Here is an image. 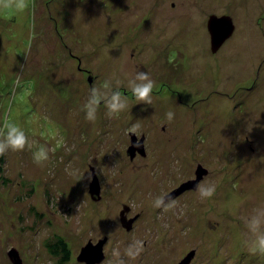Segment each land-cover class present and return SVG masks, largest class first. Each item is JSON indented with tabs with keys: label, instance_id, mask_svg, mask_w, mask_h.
<instances>
[{
	"label": "rangeland",
	"instance_id": "1",
	"mask_svg": "<svg viewBox=\"0 0 264 264\" xmlns=\"http://www.w3.org/2000/svg\"><path fill=\"white\" fill-rule=\"evenodd\" d=\"M112 1L0 8V264H11L12 247L22 264H62L61 242L72 261L80 245L104 236L101 264H173L193 249L196 264H264V0ZM211 14L234 24L215 55L204 50ZM158 54L170 68L182 54L180 63L199 72L171 83L167 94L182 95L173 103L152 80L151 96L163 99L148 106L128 87L148 82L138 73L149 75ZM117 90L128 108L109 117L105 101ZM97 95L93 122L85 117ZM166 111L171 134L162 135L155 118ZM133 125L137 136L163 144L149 161L129 162ZM12 127L26 137L22 151L7 144ZM41 149L48 159L38 165ZM195 160H208L210 170L195 194L200 205L154 207ZM91 167L102 182L100 203L86 194ZM122 204L140 213L132 232L120 224Z\"/></svg>",
	"mask_w": 264,
	"mask_h": 264
},
{
	"label": "flooded vegetation",
	"instance_id": "2",
	"mask_svg": "<svg viewBox=\"0 0 264 264\" xmlns=\"http://www.w3.org/2000/svg\"><path fill=\"white\" fill-rule=\"evenodd\" d=\"M37 1V4L39 5V0H36ZM55 0H47V2H44V3H46V5H48V3L50 4V3H53ZM171 1V0H170ZM183 1L184 0H181V4L183 5L184 3H183ZM113 2V4H115V0L114 1H112ZM124 3V4H131L132 3V0H118V4L119 3ZM169 1H167V3H168ZM175 2H177L176 0L174 1H171L170 2V4H171V6L172 7H174L175 6ZM178 3V2H177ZM49 18L51 19V18H53L51 15H49ZM123 24L125 25V26H127L128 24H129V22L128 21H123ZM123 24L122 23H120L119 25H118V27L119 26H123ZM159 34L161 35L162 33H160L159 32ZM173 37H174V35H173ZM231 37V36H230ZM229 37V38H230ZM207 39H208V42H207V44H206V47L207 48H205L204 47V50H207L208 49V51L212 54V55H215L217 52H218V50L220 49V47L222 46H220L219 47V49L216 51V52H211V50H210V38H209V34H208V32H207ZM227 40V39H226ZM225 40V41H226ZM224 41V42H225ZM169 43V42H168ZM167 43V44H168ZM143 50H141L140 52H142ZM182 53H183V51H182ZM180 54V52H178V55ZM159 56L158 57H156L155 59H154V62H153V64H150V66H151V68H149L150 69V73H149V75H148V79H146V81L147 80H153V81H155V82H159L160 83V89H161V92L162 93H166L164 96V99L165 100H172V103L175 101V100H178V101H181L182 99H181V93L179 92V91H177V90H172L171 91V93L170 94H172L171 96H170V94H167V93H169V91L171 90V86H172V84L171 83H173V82H180V80H182V78H184V75H185V72H187V73H190V75L189 76H191L189 79L191 80L192 79V77L193 76H195V74H197V72H199V68L198 69H196V66L194 65V67L192 66V67H187V68H185L184 67V64H182V63H180V61H179V59L182 57V54L180 55V57H179V59H178V64L176 65V66H174V67H172V68H170L169 66H168V63H167V61H166V58L163 56V54H158ZM156 61H158V63L156 62ZM141 67V66H140ZM148 67V66H147ZM143 68V67H142ZM77 69H78V71H80V72H83V74H86V77H87V79H88V77H90L91 78V82L93 81V79H94V75L92 74V72H90V70L89 69H84V68H82V67H80V65H79V63H78V65H77ZM241 89H243V88H241ZM153 91V90H152ZM154 92V91H153ZM157 93H158V90L156 91ZM215 93H217V94H221V95H227V96H229V94L228 93H221V92H219V91H214ZM157 93H155V94H157ZM161 93V94H162ZM206 96H208V95H206ZM0 97H1V94H0ZM152 97V99H159L160 98V100H162L163 99V97L160 95V96H158L157 97V95L156 96H151ZM224 97V96H223ZM155 102V101H154ZM153 101H152V103H154ZM182 102H184L186 105H187V102H185V101H182ZM149 106V105H148ZM231 111H232V107H231ZM168 113V111H166L164 114L166 115ZM185 117V116H184ZM188 118H186V120H187ZM155 122H158V126L157 127H159V129H160V131H161V134L162 135H164V134H166V135H168V134H171V131L169 130V125H170V122L168 121V118H167V116H165V117H159V118H155ZM151 125V124H150ZM152 126V125H151ZM199 128H200V126H199ZM151 129L153 130V128L151 127ZM169 132V133H168ZM129 133H131V132H129ZM136 135V134H135ZM137 136V135H136ZM141 137H143V150H142V152L140 151H137L136 150V152H135V154H134V156H133V158L132 159H130L129 157V162L130 163H135L138 159H140V160H146V161H149L148 159H149V157L151 156V154H152V152L153 151H157V147H159V146H163V144H160V143H157L158 141H157V139H156V141L157 142H155V143H152V139H153V137H149V136H146L144 133H141L140 134V136H137V139L139 140ZM162 139H163V137H162ZM129 141H130V138H129ZM184 147H183V143L180 145V150H177L176 151V154H177V156L178 157H180V158H176L177 160H183L182 159V156H183V153H184ZM127 155V154H126ZM157 161V159H155V160H153V162H156ZM207 161L208 160H204V161H201V160H195V161H193V162H191V164L189 165V167H188V172H186V178L185 179H183L180 183H179V185L177 186V187H179L182 183H185V182H187V181H189V180H193V179H196V177L198 178V181L195 183V187H189V188H187V189H185V190H183V191H181L180 193H177L176 195H173V196H171V197H168L164 202H162V200L165 198V197H167L169 194H171V192L174 190V189H176V188H172L171 190H169V191H167V192H165V193H163L162 194V196H161V198H160V204H159V207L160 208H162V207H165V206H167L168 204H170V203H173L175 200H178V204H179V208H184L185 206L187 207L186 209H188L190 206H192L193 204H195V205H200L199 204V201L197 200V198L199 197V196H201L202 194H200V195H198L196 198H195V194H197L199 191H200V187H201V185L206 181V179L208 178V177H210V170H209V168H208V166H207ZM205 162V163H204ZM198 167H200V170L196 173V170L198 169ZM99 179V178H98ZM149 179H151V178H149ZM100 180L101 179H99V184H100V199L99 200H97V201H94V200H92L91 198H90V194H89V191L87 190V192H86V194H87V196H89V198L93 201V202H98V203H100L101 201H102V199H103V196L101 197V185H102V182L100 183ZM150 181H152V180H150ZM155 184H152V187L154 186ZM207 192H209V191H207ZM206 192V193H207ZM206 193H203V194H205V195H203V196H206V200H205V202H204V205L205 204H207V205H209V196H207L206 195ZM194 199V200H193ZM184 200H187V201H184ZM122 205H124V204H122ZM121 205V206H122ZM126 218L127 219H129V218H133L134 216H136V218L133 220V222H132V227H131V229L129 230V231H127V232H132L133 230H134V224L137 222V220L139 219V216H140V213H136V214H132L131 213V208H130V210L128 211V213L126 214ZM104 237H107V236H104ZM100 239H102V238H97L96 240H92L91 238H89L87 241H86V243H91V244H96ZM107 241V240H106ZM62 243V242H61ZM85 243V244H86ZM106 243V242H105ZM104 243V244H105ZM84 244V245H85ZM84 245H80V248H79V252H80V249L84 246ZM104 246V245H103ZM58 247V246H57ZM57 247L55 246V248H54V250L56 251V250H59V249H57ZM59 248L61 249V250H63L64 251V254H62L63 256H62V258L64 259V261L62 262V264H72V263H77V264H86L85 262H83V261H79L78 259H77V257H78V255H75L74 256V260H72V261H70V259H71V257L72 256H68V253H66V250H65V246H63V247H61V246H59ZM53 250V251H54ZM192 252H193V255H192V257L190 258V260L186 263V264H196L195 263V258L197 257V252L193 249L192 250ZM69 257V258H68ZM185 256L184 255H182V256H180L177 260H175L174 261V263L173 264H179L180 262H181V260L184 258ZM103 259H104V257H103ZM103 261V260H102ZM102 261H100V262H98V263H94V264H101L102 263ZM151 264H167V262H164V260L162 261V260H158V261H155V263H151Z\"/></svg>",
	"mask_w": 264,
	"mask_h": 264
},
{
	"label": "water",
	"instance_id": "3",
	"mask_svg": "<svg viewBox=\"0 0 264 264\" xmlns=\"http://www.w3.org/2000/svg\"><path fill=\"white\" fill-rule=\"evenodd\" d=\"M206 28L207 32L209 34L210 38V50L211 52H216L219 47L224 43L226 39H228L233 31H234V24L230 17L228 16H217L214 14H211L208 16L206 21ZM88 82L91 83V78L88 77ZM130 141L129 145L126 149L127 156L132 159L136 150L141 151L143 150V137H141L139 140L137 139V136L134 133H130ZM91 179L88 183V191L90 194V198L94 201H97L100 199V184L99 179L94 171V169L91 167ZM200 170V167L196 170V173ZM198 181V178L193 180H189L185 183H182L179 187L174 189L171 194H169L167 197H165L162 202H164L168 197H171L173 195H176L177 193H180L181 191L189 188V187H195V183ZM129 210V206L124 204L122 205V209L119 211V221L120 224L125 230L129 231L132 227V222L136 218L134 216L133 218L127 219L126 213ZM107 237H103L100 239L96 244L86 243L81 249L78 254L77 259L79 261H83L86 264H94L98 263L103 260L104 254H103V245L106 242ZM193 252H189L179 264H186L190 258L192 257ZM7 257L11 264H22V260L20 256L18 255V251L15 248H10V250L7 251Z\"/></svg>",
	"mask_w": 264,
	"mask_h": 264
},
{
	"label": "clouds",
	"instance_id": "4",
	"mask_svg": "<svg viewBox=\"0 0 264 264\" xmlns=\"http://www.w3.org/2000/svg\"><path fill=\"white\" fill-rule=\"evenodd\" d=\"M15 8L17 11H23L27 7V0H0V8L8 9V8ZM139 79H148L147 73H138ZM132 92L135 100L139 102H144L145 104L150 105L152 103L151 93L154 88V82L152 80H148L145 84H138L132 87H128ZM95 91V87L93 88ZM102 97L97 95L93 98L92 104L94 107L90 108L86 113V119L90 121H95L96 119V111L99 107L98 101ZM105 107L107 108V115L111 117V114L118 115L121 111L128 108V101L127 98L122 95L120 91L114 92L110 98H107L105 101ZM168 120L170 121L173 118V113L168 112L166 114ZM139 129L138 125H133L128 131L131 133H137ZM7 144L10 146L12 151H22L25 148L26 144V137L23 132L18 131L17 127H12L7 135ZM3 149L0 147V155H3ZM34 162L36 164H41V161L47 160L48 156L47 153L41 149L39 152L34 154ZM90 179V177H89ZM213 193L209 191L206 193L207 196H211ZM160 198L156 199L154 207H159ZM259 252L264 254V238L259 240L258 243ZM253 252L255 250L250 249Z\"/></svg>",
	"mask_w": 264,
	"mask_h": 264
},
{
	"label": "trees",
	"instance_id": "5",
	"mask_svg": "<svg viewBox=\"0 0 264 264\" xmlns=\"http://www.w3.org/2000/svg\"><path fill=\"white\" fill-rule=\"evenodd\" d=\"M61 244V247H63L64 246V243L62 242V243H60Z\"/></svg>",
	"mask_w": 264,
	"mask_h": 264
},
{
	"label": "bare ground",
	"instance_id": "6",
	"mask_svg": "<svg viewBox=\"0 0 264 264\" xmlns=\"http://www.w3.org/2000/svg\"><path fill=\"white\" fill-rule=\"evenodd\" d=\"M235 201V200H234ZM235 203V202H234Z\"/></svg>",
	"mask_w": 264,
	"mask_h": 264
}]
</instances>
